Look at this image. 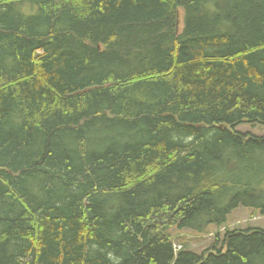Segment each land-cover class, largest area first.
<instances>
[{
  "label": "trees",
  "instance_id": "obj_1",
  "mask_svg": "<svg viewBox=\"0 0 264 264\" xmlns=\"http://www.w3.org/2000/svg\"><path fill=\"white\" fill-rule=\"evenodd\" d=\"M263 6L0 0V264H264Z\"/></svg>",
  "mask_w": 264,
  "mask_h": 264
},
{
  "label": "rangeland",
  "instance_id": "obj_2",
  "mask_svg": "<svg viewBox=\"0 0 264 264\" xmlns=\"http://www.w3.org/2000/svg\"><path fill=\"white\" fill-rule=\"evenodd\" d=\"M182 28V23L180 29ZM254 127V128H253ZM238 131L254 136L264 135V126L243 124L237 128ZM254 210L240 207L232 212L227 224L221 229L216 226H209L204 232L191 229H180L178 225L172 227L166 234L172 236L177 246L188 248L194 252L202 253L212 245L217 237L222 239L223 231L233 228H247L249 226L264 228V216L253 213ZM217 234H219L217 236ZM217 236V237H216Z\"/></svg>",
  "mask_w": 264,
  "mask_h": 264
},
{
  "label": "bare ground",
  "instance_id": "obj_3",
  "mask_svg": "<svg viewBox=\"0 0 264 264\" xmlns=\"http://www.w3.org/2000/svg\"><path fill=\"white\" fill-rule=\"evenodd\" d=\"M203 1V0H202ZM115 2V1H114ZM239 3H240V1H239ZM219 5V4H218ZM263 5V4H262ZM196 6V5H195ZM264 7V6H263ZM240 8V7H239ZM234 10V9H233ZM236 10V9H235ZM197 12H198V10H197ZM249 13V12H248ZM160 16V15H159ZM218 16H220V15H218ZM218 16H217V18H218ZM224 16V15H223ZM226 16V15H225ZM228 16V15H227ZM239 16H240V14H239ZM123 17V16H122ZM260 17V16H259ZM73 18V17H72ZM202 18V17H201ZM255 18V17H254ZM4 19V18H3ZM7 19V18H6ZM41 19V18H40ZM110 19V18H109ZM195 19V18H194ZM225 19V18H224ZM230 19V18H229ZM235 19V18H234ZM138 20H140V19H138ZM147 20V19H146ZM241 20V19H240ZM8 21V20H7ZM22 21V20H21ZM43 21V20H42ZM46 21V20H45ZM219 21H220V19H219ZM233 21V20H232ZM10 22V21H9ZM12 22V21H11ZM190 22H192V21H190ZM239 22V21H238ZM31 23V22H30ZM111 23V22H110ZM112 24V23H111ZM117 24V23H116ZM191 24V23H190ZM8 25V24H7ZM6 25V26H7ZM71 25V24H70ZM153 25V24H152ZM48 27V26H47ZM50 27V26H49ZM157 27V26H156ZM10 28V27H9ZM18 28V27H17ZM115 28V27H114ZM160 28V27H159ZM201 28V27H200ZM205 28V27H204ZM238 28V27H237ZM130 29V28H129ZM34 30V29H33ZM160 30V29H159ZM261 31V30H260ZM34 32V31H33ZM152 32V31H151ZM189 32V31H188ZM128 33V32H127ZM148 33V32H147ZM160 33V32H159ZM190 33H191V31H190ZM153 34V33H152ZM41 35V34H40ZM107 35V34H106ZM108 35H109V33H108ZM121 35V34H120ZM134 35V34H133ZM229 35V34H228ZM60 36V35H59ZM102 36V35H101ZM221 37V36H220ZM98 39V38H97ZM20 40V39H19ZM25 40V39H24ZM68 41V40H67ZM70 41V40H69ZM68 41V42H69ZM211 41V40H210ZM257 42V41H256ZM20 43V42H19ZM190 43V42H189ZM38 44V43H37ZM145 44V43H144ZM196 44V43H195ZM183 45V44H182ZM21 46V45H20ZM42 46V45H41ZM78 46V45H77ZM19 47V46H18ZM80 47V46H79ZM154 50V49H153ZM174 51V50H173ZM75 53V52H74ZM150 53V52H149ZM22 55V54H21ZM155 55V54H154ZM181 56V55H180ZM214 57V56H213ZM259 57V56H258ZM74 58V57H73ZM78 58V57H77ZM165 58V57H164ZM264 58V57H263ZM183 59V58H182ZM259 59V58H258ZM153 60V59H152ZM245 62V61H244ZM256 64V63H255ZM69 65V64H68ZM125 65V64H124ZM238 67V66H237ZM155 68V67H154ZM262 68V67H261ZM169 69V68H168ZM85 70V69H84ZM51 71V70H50ZM67 71V70H66ZM73 72V71H72ZM78 72V71H77ZM260 72H262V71H260ZM259 72V73H260ZM112 74V73H111ZM46 79V78H45ZM79 80V79H78ZM97 81V80H96ZM76 82V81H75ZM83 82V81H82ZM69 83V82H68ZM97 83V82H96ZM222 83V82H221ZM40 84V83H39ZM76 84V83H75ZM259 86V85H258ZM77 87V86H76ZM139 89V88H138ZM251 89V88H250ZM169 90V89H168ZM231 92V91H230ZM256 93V92H255ZM11 94V93H10ZM133 94V93H132ZM137 94V93H136ZM166 94V93H165ZM155 95V94H154ZM130 96V95H129ZM159 96V95H158ZM170 96V95H169ZM257 96V95H256ZM137 99V98H136ZM134 100V99H133ZM168 100V99H167ZM109 101V100H108ZM90 103V102H89ZM158 103V102H157ZM6 104V103H5ZM107 104V103H106ZM154 105V104H153ZM7 106V105H6ZM150 106V105H149ZM127 107V106H126ZM160 107V106H159ZM120 108V107H119ZM130 108V107H129ZM116 109H117V107H116ZM145 109V108H144ZM143 109V110H144ZM114 110V109H113ZM171 110H174V109H171ZM95 111V110H94ZM168 111V110H167ZM175 111V110H174ZM121 112V111H120ZM148 112V111H147ZM91 113H92V111H91ZM252 113H254V112H252ZM8 116V115H7ZM254 117V116H253ZM198 118V117H197ZM146 119V118H145ZM200 119V118H199ZM124 121V120H123ZM191 121V120H190ZM138 122V121H137ZM233 122V121H232ZM127 123H129V122H127ZM131 123V122H130ZM195 123V122H194ZM140 124H142V123H140ZM130 125V124H129ZM136 125V124H135ZM115 126V125H114ZM254 128V127H253ZM17 131V130H16ZM205 132V131H204ZM4 133V132H3ZM19 133V132H18ZM168 133V132H167ZM8 134V133H7ZM176 134V133H175ZM174 134V135H175ZM204 134V133H203ZM219 135V134H218ZM119 136V135H118ZM214 136V135H213ZM244 136V135H243ZM2 137V136H1ZM9 137V136H8ZM144 137V136H143ZM180 137V136H179ZM220 137V136H219ZM189 138V137H188ZM139 139V138H138ZM143 139V138H142ZM173 139V138H172ZM178 140H179V138H177ZM182 139H183V137H182ZM156 140H158V139H156ZM184 140V139H183ZM182 140V141H183ZM191 140V139H190ZM193 140V139H192ZM180 142H181V140H179ZM179 141H177V142H179ZM55 143V142H54ZM122 144V143H121ZM143 144V143H142ZM182 144V143H181ZM188 146L190 145V143H186ZM192 144H193V141H192ZM65 145V144H64ZM210 145V144H209ZM237 145V144H236ZM182 146H183V144H182ZM196 146V145H195ZM201 146V145H200ZM224 146V145H223ZM253 146V145H252ZM136 147V146H135ZM197 147H198V145H197ZM196 147V148H197ZM210 147V146H209ZM216 147V146H215ZM235 147V146H234ZM262 147V146H261ZM260 147V148H261ZM61 148V147H60ZM192 148V147H191ZM212 148V147H211ZM238 148V147H237ZM237 148H236V151H237ZM135 149V148H134ZM209 149V148H208ZM213 149V148H212ZM254 149V148H253ZM68 150V149H67ZM137 150V149H136ZM195 150H198V149H195ZM199 151V150H198ZM218 151V150H217ZM114 152V151H113ZM220 152V151H219ZM91 153V152H90ZM217 153V152H216ZM254 153V152H253ZM2 154V153H1ZM204 154V153H203ZM228 154V153H227ZM241 154V153H240ZM24 155V154H23ZM141 155V154H140ZM205 155V154H204ZM30 156V155H29ZM212 156V155H211ZM214 157V156H213ZM228 157V156H227ZM87 158V157H86ZM209 159V158H208ZM220 160V159H219ZM251 160V159H250ZM237 161H238V159H237ZM48 163V162H47ZM56 163V162H55ZM255 163V162H254ZM24 164V163H23ZM210 164V163H209ZM4 165V164H3ZM51 165V164H50ZM54 165V164H53ZM21 166V165H20ZM176 169V168H175ZM174 169V170H175ZM218 170V169H217ZM18 171V170H17ZM172 171V170H171ZM254 171V170H253ZM258 171V170H257ZM60 172V171H59ZM178 172V171H177ZM7 173V172H6ZM41 173V172H40ZM56 173V172H55ZM242 173V172H241ZM250 173V172H249ZM16 174V173H15ZM71 174V173H70ZM253 174V173H252ZM257 174V173H256ZM33 175V174H32ZM243 175V174H242ZM258 175V174H257ZM69 176V175H68ZM71 176V175H70ZM146 177V176H145ZM171 177V176H170ZM257 177V176H256ZM26 178V177H25ZM33 179V178H32ZM4 180V179H3ZM10 180V179H9ZM20 180V179H19ZM18 180V181H19ZM34 180V179H33ZM51 182V181H50ZM28 183V182H27ZM27 183H26V185H27ZM24 184V183H23ZM249 186V185H248ZM25 187V186H24ZM189 191V190H188ZM247 191V190H246ZM185 192V191H184ZM187 193V192H186ZM26 194V193H25ZM24 194V195H25ZM163 196V195H162ZM4 197V196H3ZM34 197V196H33ZM49 197V196H48ZM54 198V197H53ZM213 198V197H212ZM32 200V199H31ZM58 200V199H57ZM159 200V199H158ZM250 201V200H249ZM153 204V203H152ZM157 204V203H156ZM47 205V204H46ZM153 206H155V205H153ZM69 207V206H68ZM253 207V206H252ZM49 208V207H48ZM61 209H62V207H61ZM198 209V208H197ZM221 210V209H220ZM34 212V211H33ZM72 214V213H71ZM223 214V213H222ZM261 214V213H260ZM116 215V214H115ZM209 223V222H208ZM133 226V225H132ZM24 227V226H23ZM172 228V227H171ZM137 230V229H136ZM253 230V229H252ZM218 238V237H217ZM236 244V243H235ZM57 246V245H56ZM180 246V245H179ZM58 247V246H57ZM177 247V246H176ZM254 247V246H253ZM243 248V247H242ZM247 248H248V245H247ZM146 249V248H145ZM179 249V248H178ZM119 250V249H118ZM255 250V249H254ZM175 251V250H174ZM181 251V250H180ZM187 251V250H186ZM256 251V250H255ZM263 251V250H262ZM128 253V252H127ZM245 253V252H244ZM247 253V252H246ZM186 254V253H185ZM252 254V253H251ZM257 254H258V252H257ZM80 255V254H79ZM128 256V255H127ZM126 256V257H127ZM136 256V255H135ZM253 256V255H252ZM103 257V256H102ZM62 258V257H61ZM178 259V258H177ZM188 259V258H187ZM249 261V260H248ZM30 262V261H29ZM105 262V261H104ZM141 262V261H140ZM239 263V262H238ZM193 264V263H192ZM242 264V263H241Z\"/></svg>",
  "mask_w": 264,
  "mask_h": 264
}]
</instances>
